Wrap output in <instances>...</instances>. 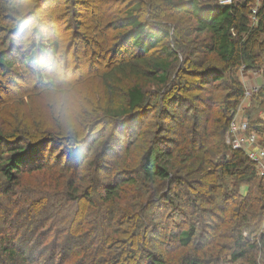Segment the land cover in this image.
Masks as SVG:
<instances>
[{"label": "trees", "instance_id": "trees-1", "mask_svg": "<svg viewBox=\"0 0 264 264\" xmlns=\"http://www.w3.org/2000/svg\"><path fill=\"white\" fill-rule=\"evenodd\" d=\"M241 71L264 149V0H0V264H264Z\"/></svg>", "mask_w": 264, "mask_h": 264}, {"label": "built area", "instance_id": "built-area-1", "mask_svg": "<svg viewBox=\"0 0 264 264\" xmlns=\"http://www.w3.org/2000/svg\"><path fill=\"white\" fill-rule=\"evenodd\" d=\"M221 4H231L232 0H218ZM255 10H253V13ZM244 97L234 117L229 123L226 134V141L233 149L241 150L255 164L257 173L264 179V149L259 146V137L254 131L249 132L248 121L242 117V109L246 106L247 100L259 88L254 78L249 79L243 71ZM257 79V78H256Z\"/></svg>", "mask_w": 264, "mask_h": 264}, {"label": "rangeland", "instance_id": "rangeland-1", "mask_svg": "<svg viewBox=\"0 0 264 264\" xmlns=\"http://www.w3.org/2000/svg\"><path fill=\"white\" fill-rule=\"evenodd\" d=\"M77 74L78 73L76 72L75 75H77ZM239 76H240V78L243 79V76H245V75L239 74ZM247 76L250 77L249 79L254 78L253 81H255L257 84H260V77L257 74L251 73V74H248ZM89 87H90V85H89ZM70 97H71V106L68 109V115L70 114V116L72 117L75 113L78 112L77 111V108L73 107V104L76 107H78V106H77V102H76L77 100L74 101V98H73L72 94H70ZM25 99L27 100V102H24V103L16 106V108H15V111L18 112L19 117L15 118V119L14 118L12 119V124L13 125H20V124H22V123H19L20 121L17 120V119H23V120H25L24 123L30 122L29 117H31V114H34V113H37V112H41V114L43 115V118L44 119L47 117V114L45 113V110H46V108L48 106L49 100L46 97H42V98H39V99L37 98V99L32 100V101L30 99H27V97ZM151 120H153V118H151ZM35 122H37V120H35ZM144 126H148V123L145 124ZM130 128H127L126 130H123L121 133H118L117 136L121 140H123L124 139V135L127 134V131ZM133 129H134V127H132V130ZM147 133H149V132H147ZM96 140H97L96 143H98V140L99 139L97 138ZM145 142H146V140L139 141L136 145H133L131 147V149L125 155H123L124 157L123 156L120 157L121 158V161H123L122 167H124V165L131 164V162H132V164L136 162L137 157H138V155L141 152V148L145 144ZM119 149L120 148H119L118 145L115 148L111 149L112 155L109 157V159L112 160L113 158L116 157V155L119 156L118 155ZM90 157H91V153H89L88 158H90ZM139 245H141V244H139Z\"/></svg>", "mask_w": 264, "mask_h": 264}, {"label": "clouds", "instance_id": "clouds-1", "mask_svg": "<svg viewBox=\"0 0 264 264\" xmlns=\"http://www.w3.org/2000/svg\"><path fill=\"white\" fill-rule=\"evenodd\" d=\"M53 102L67 112L71 106V97L67 91H63L54 96Z\"/></svg>", "mask_w": 264, "mask_h": 264}, {"label": "bare ground", "instance_id": "bare-ground-1", "mask_svg": "<svg viewBox=\"0 0 264 264\" xmlns=\"http://www.w3.org/2000/svg\"><path fill=\"white\" fill-rule=\"evenodd\" d=\"M257 171V170H256Z\"/></svg>", "mask_w": 264, "mask_h": 264}]
</instances>
